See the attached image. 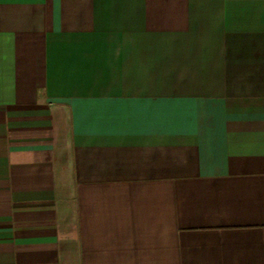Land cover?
I'll return each instance as SVG.
<instances>
[{
    "label": "crops",
    "instance_id": "obj_1",
    "mask_svg": "<svg viewBox=\"0 0 264 264\" xmlns=\"http://www.w3.org/2000/svg\"><path fill=\"white\" fill-rule=\"evenodd\" d=\"M0 264H264V0H0Z\"/></svg>",
    "mask_w": 264,
    "mask_h": 264
}]
</instances>
